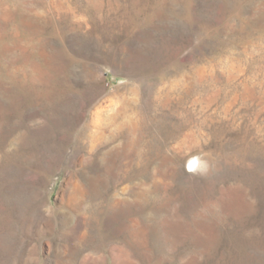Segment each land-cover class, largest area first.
I'll list each match as a JSON object with an SVG mask.
<instances>
[{
	"label": "rangeland",
	"instance_id": "rangeland-1",
	"mask_svg": "<svg viewBox=\"0 0 264 264\" xmlns=\"http://www.w3.org/2000/svg\"><path fill=\"white\" fill-rule=\"evenodd\" d=\"M0 264H264V0H0Z\"/></svg>",
	"mask_w": 264,
	"mask_h": 264
}]
</instances>
